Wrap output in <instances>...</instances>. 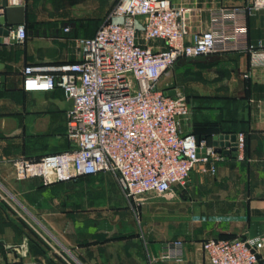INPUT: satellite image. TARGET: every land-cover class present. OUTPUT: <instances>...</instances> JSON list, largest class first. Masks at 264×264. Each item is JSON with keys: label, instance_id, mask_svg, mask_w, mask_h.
Masks as SVG:
<instances>
[{"label": "crops", "instance_id": "crops-1", "mask_svg": "<svg viewBox=\"0 0 264 264\" xmlns=\"http://www.w3.org/2000/svg\"><path fill=\"white\" fill-rule=\"evenodd\" d=\"M172 1L190 8L192 31L211 27L217 9L239 7L240 43L262 42L264 46V8L251 15L243 10L251 0ZM113 4L114 0H26L11 5L8 0H0L4 26L24 24L27 29L23 43L6 42V35L0 42L1 178H16L13 169L4 172L15 157L37 158L71 146L67 116L73 100L59 87L25 90L23 67L77 60L81 55L77 38L93 36ZM67 26L70 29L66 31ZM210 56L229 60V65L225 64L231 66L234 77L238 76L234 94L238 98L239 125H221L209 141L214 144L215 135L243 131L244 158L231 149L225 153L226 159L217 162L214 174L203 173L202 164H198L187 185L176 187L178 196L190 194L184 204L167 206L156 201L157 197L149 198L155 200L142 206L143 222L150 229L147 234L139 229L140 218L132 213L133 207L119 187L104 184L116 181L112 172L83 176L80 179L84 184L69 187L55 185L57 182L43 184L38 177L16 178L19 181L10 184L18 186L21 193L38 190L43 195L46 210L41 212V219L48 233H39L13 213L2 211L4 200L9 199L0 192L4 198H0V264H212L202 247L205 239L264 235V65L253 66L246 51ZM197 114L192 96V115L184 122L185 131L209 128L194 124ZM64 193L76 197V209L63 207ZM198 214L206 220L194 222ZM181 217L187 225L177 221ZM170 225L181 228L174 231L180 236L167 234ZM175 239L184 241L182 257L162 258L166 242ZM64 247L75 252L76 260ZM259 255V264H264V247Z\"/></svg>", "mask_w": 264, "mask_h": 264}, {"label": "built area", "instance_id": "built-area-1", "mask_svg": "<svg viewBox=\"0 0 264 264\" xmlns=\"http://www.w3.org/2000/svg\"><path fill=\"white\" fill-rule=\"evenodd\" d=\"M25 1L8 0L11 5ZM262 8L264 0H251L243 10L251 15ZM239 11L217 9L211 27L192 31L190 8L172 0H114L95 34L77 38V60L26 64L25 90L59 87L73 100L67 116L71 146L11 159L16 177L51 184L109 171L134 208L151 197H177L176 187L187 185L198 164L203 173H216L226 154L183 129L192 115L191 100L181 88L162 87L160 81L184 57L240 50L251 55L253 66L264 65L262 42L240 43ZM26 38V26L19 24L4 41ZM235 143L244 158L243 131L236 133ZM202 247L212 264H259L264 235L211 237ZM183 253L182 239L169 240L162 258L180 259Z\"/></svg>", "mask_w": 264, "mask_h": 264}, {"label": "rangeland", "instance_id": "rangeland-1", "mask_svg": "<svg viewBox=\"0 0 264 264\" xmlns=\"http://www.w3.org/2000/svg\"><path fill=\"white\" fill-rule=\"evenodd\" d=\"M219 58L220 57L210 55L195 58H181L169 71L163 75L160 81V86L162 87H179L187 95L193 96L194 101H196L198 113L194 124L198 125L199 127L200 125L201 127L204 125H209V128L202 129L205 132L212 133L217 132V130L220 131L221 129L217 128H220L221 125H239L238 98L237 95L234 94V82L236 79H238V76L234 77L232 74L231 66H228L229 60H222ZM225 62L228 65H226ZM12 169L14 172L12 164L9 163V165L5 166L4 168L5 174H8L9 170L12 171ZM16 178H12L10 181H8L0 177V192L2 195H4V197L9 199V202L4 200L0 194V198L3 199L6 204L5 206H2V211H9L10 213H13V215H15V217L22 223L32 225L39 233L47 234L48 232L42 224L41 219V212L46 210V205H43V195L38 190L21 193L18 190L19 187L14 185L15 182L17 183V181H19ZM81 180L82 179L79 178L78 180L61 181L59 184L56 183L55 185L69 187L84 184ZM13 181L14 184H10V182L13 183ZM43 184L45 183L43 182ZM104 184H112L113 186L119 187L121 190L117 180H113V183ZM15 187L16 190L14 189ZM6 190H8L9 193H6L8 192ZM66 191L67 190H65V192ZM62 195L63 207L76 209V197H71L70 194L66 193ZM189 198L190 194L186 195V193H181V195L177 197H157L156 201L168 206L170 204L179 202L184 204L186 201H189ZM153 200L145 201L144 203H140L138 207L135 206L132 208V213L136 214V216H139L138 218H140L141 222H137V225L139 229H142V233L144 234H147V231L149 232L150 229L149 227H146L145 223L143 222L142 206L150 202L152 203ZM214 219L216 220V218ZM193 220L194 222L195 220L197 222H202L205 221L206 218L198 214L193 218ZM177 221H179L181 225H187L184 217L178 218ZM178 229L181 228L170 225L168 226L167 234L171 236H180L179 234L174 233V231ZM63 250L66 253L68 252L67 254L76 260V254H74L75 252L73 253L67 248Z\"/></svg>", "mask_w": 264, "mask_h": 264}, {"label": "water", "instance_id": "water-1", "mask_svg": "<svg viewBox=\"0 0 264 264\" xmlns=\"http://www.w3.org/2000/svg\"><path fill=\"white\" fill-rule=\"evenodd\" d=\"M6 24V20L4 16L0 17V42L3 41V37L5 35H8L11 27L8 26H4ZM1 66V65H0ZM170 94H174L175 90L172 89L169 91ZM197 139L199 140L200 137L197 136ZM236 134H219V135H215L214 137V145L216 146V149L218 151H222L224 153H229L230 150H236L237 146H236ZM223 146H227L228 149L227 150H223ZM260 257V255H259Z\"/></svg>", "mask_w": 264, "mask_h": 264}, {"label": "trees", "instance_id": "trees-1", "mask_svg": "<svg viewBox=\"0 0 264 264\" xmlns=\"http://www.w3.org/2000/svg\"><path fill=\"white\" fill-rule=\"evenodd\" d=\"M188 97L190 98L191 102H192V96L188 95ZM192 132H194L197 136H199L200 138H205L209 143H210V137L212 136V132H204L201 133L202 129L199 130L198 128H196L195 130H190ZM206 134V135H205ZM56 183V182H55ZM58 183V182H57Z\"/></svg>", "mask_w": 264, "mask_h": 264}]
</instances>
